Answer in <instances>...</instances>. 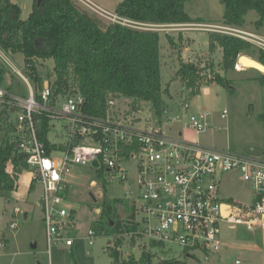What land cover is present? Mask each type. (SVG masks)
I'll return each mask as SVG.
<instances>
[{
	"label": "built area",
	"instance_id": "1",
	"mask_svg": "<svg viewBox=\"0 0 264 264\" xmlns=\"http://www.w3.org/2000/svg\"><path fill=\"white\" fill-rule=\"evenodd\" d=\"M75 1L108 24L160 31L156 26L161 25L127 20L116 12L104 10L94 1ZM225 30L228 31L219 33L248 41L264 52V37L242 29L227 27ZM6 54L0 46V59L26 81L29 95H17L0 85V104L3 111L12 112L11 121L16 124L20 136L17 148L25 158L31 176L29 186H36V192H40L38 203L45 224L49 264H53L51 256L55 247L72 249L78 240L72 236L76 226L75 210L69 200L72 167H93L94 161L99 167L93 168L96 171L105 169L111 181L117 178L126 181L131 174L129 166L136 161L139 193L130 225L137 228L129 234L165 246L178 244L183 248L185 258L195 259L200 253L209 255L220 251L224 224H243L248 228L255 224L264 231V152L257 155L209 147L197 138L184 136L186 130L199 135L213 128L208 122L211 111L193 113L190 112L192 102L172 103L161 116L155 113L157 119L150 125L139 116L144 110H123L119 108L120 101L115 99L108 102L106 116H93L83 108L85 99L80 89L56 95L48 79L34 86L29 66L25 67V77ZM227 115L228 111L224 110L221 118L225 119ZM2 118L1 115L0 123ZM136 118L142 120L133 121ZM44 119L52 128L51 143L58 148L61 145L63 149L49 152L40 136ZM176 125H181L182 130L177 135L169 134L167 130L172 131ZM12 167L7 171L11 176L24 174L15 173L13 163ZM231 171L252 184L255 201L250 209L239 203H227L220 197V178ZM92 184L96 186L94 182ZM15 186L12 192H20L22 186L18 181ZM13 215L17 219L24 216L25 211L17 206ZM141 221L146 223L144 228H140ZM9 225L12 230L18 229L14 220ZM96 236H99L98 232L90 230L84 238L93 245ZM3 246L4 238L0 235V248ZM236 264L242 263L237 260Z\"/></svg>",
	"mask_w": 264,
	"mask_h": 264
},
{
	"label": "rangeland",
	"instance_id": "2",
	"mask_svg": "<svg viewBox=\"0 0 264 264\" xmlns=\"http://www.w3.org/2000/svg\"><path fill=\"white\" fill-rule=\"evenodd\" d=\"M18 1L21 7L22 19H28L32 11L34 0H13ZM104 10L115 13L117 5L123 0H91ZM185 11L193 18H201L205 24L202 25H170L156 26L162 35V83L165 99L173 102H180L186 96L181 87L180 80L176 77L179 64L182 61L190 62L202 60L203 66L210 68L212 64L215 71L222 76L226 75L231 81L229 88L211 82L210 69L204 71L203 88L199 95L191 99L192 108L190 112H212L208 119L213 128L196 135L194 132L185 131L184 136L189 139L197 138L202 144L209 147L231 148L234 151L245 152L249 146H254L264 152V76L253 68L245 70H229L225 73L222 64V49L216 47L214 51L209 47V32L224 31L223 15L224 9L220 0H189L185 5ZM259 20L257 11L251 10L245 16V24L242 31L250 32L256 36L264 37V24L261 27L256 25ZM107 23V21H104ZM231 28V27H230ZM231 32V31H230ZM222 33V32H221ZM171 36L173 43L168 40ZM252 44V43H251ZM259 47L252 44V48L242 55L250 56L255 60L260 59ZM7 53V57L25 77L26 62L24 53ZM241 55V54H240ZM54 61L46 60L38 64L43 79H49L48 75L53 72ZM0 70L3 78L0 85L10 89L17 95L28 96V85L26 81L18 75L3 59H0ZM31 84V82H30ZM32 85V84H31ZM235 89H232L231 87ZM33 87V86H32ZM119 108L123 110L131 109V101L127 99L119 100ZM143 104L144 111L141 116L150 125L155 123L157 116L150 105ZM224 110L228 111L225 119L221 118ZM0 104V116L2 115ZM142 126V125H141ZM182 130L181 125H176L174 129L167 130L171 135H177ZM0 132V143L2 140ZM7 171L12 170V166ZM12 165V163H11ZM14 165V164H13ZM131 174L126 181L119 178L111 181L109 174L96 171L91 166H73L71 181V191L69 193L70 204L75 210L76 226L72 231V236L80 238L76 240L73 249L66 246L55 247L52 251L51 262L53 264H113L110 255V243L115 244L114 237L110 235L111 230L107 226V217H102V206L105 199L110 201L119 199L116 207L119 218L122 222L129 220L130 209L138 202V167L135 163L129 166ZM17 173V170H15ZM30 181L31 176L27 169ZM19 174V173H17ZM20 175V174H19ZM27 182L25 176L23 181L21 176L18 185L21 187ZM94 182L95 185L92 184ZM22 187L19 192L3 190L0 194V235L4 236V246L0 248V264H49L47 256V243L45 240V224L42 221V210L38 203L40 192L29 188L28 203H20ZM219 195L227 203H239L248 209L254 205V189L251 183L241 179L236 171L226 173L220 178ZM19 196V197H18ZM96 200V202H95ZM20 201V202H19ZM20 206L29 212L28 219L24 216L13 218L12 211ZM129 210V211H128ZM15 221L18 229H10L9 223ZM146 223L141 221L140 228H144ZM104 228V233L93 239L91 245L87 236L90 230ZM138 242L135 248L125 244L122 251L125 256L133 253L139 257L143 247L147 249L149 242L147 238L137 237ZM221 238L222 249L214 254H197L195 259L185 258L183 248L178 244L168 243L165 246L166 253L163 255L159 248L153 249L157 253L156 262L161 258H174L186 262V264H236L240 260L242 264H264V231L261 227L253 224L250 228L243 224H224L222 226ZM128 240V239H127ZM37 244V248L33 246Z\"/></svg>",
	"mask_w": 264,
	"mask_h": 264
},
{
	"label": "trees",
	"instance_id": "3",
	"mask_svg": "<svg viewBox=\"0 0 264 264\" xmlns=\"http://www.w3.org/2000/svg\"><path fill=\"white\" fill-rule=\"evenodd\" d=\"M189 0H123L115 12L122 18L148 25H202L201 18H193L185 11ZM223 5V25L242 29L245 16L257 11L258 27L264 24V0H220ZM35 0L33 10L27 20L22 19L21 8L11 0H0V46L12 54L24 53L26 66L31 69L30 78L34 86H39L43 77L38 64L46 60L54 61L53 72L48 75L55 94L67 93L71 89H80L84 96L83 108L93 116H106L108 102L127 99L131 101V110H144L143 104L150 105L158 116H161L172 103L191 102L203 88L204 71L210 69L211 82L229 88L231 81L210 68L203 66L202 60L182 61L176 72L186 96L180 102L168 101L162 83V35L157 30H139L121 24L104 23L96 14L80 7L75 0H42L40 7ZM168 40L173 43L171 36ZM212 51L222 49V67L225 73L237 71V59L242 53L252 48V44L229 34L209 32ZM264 65V52L260 51L258 60ZM0 70V82L3 78ZM145 105V106H146ZM0 123L2 140L0 143V194L3 190L14 191L19 176L7 172V163L11 161L15 170L21 175L28 169L26 160L17 148L20 136L16 124L11 121L12 112L3 111ZM41 139L52 153L58 147L51 143L49 134L52 131L50 122L43 120ZM59 149H63L60 145ZM11 163L8 167H11ZM100 173L105 169L98 170ZM33 190L36 186L33 185ZM120 200L105 199L101 216L107 217V226L115 244H110V255L113 264H186L183 260L161 258L156 262L159 248L165 255V244L150 241L147 249L143 247L137 258L133 253L125 256L122 248L125 244L135 248L137 237L129 234L136 230L132 226L134 211L130 209L129 220L122 222L116 207ZM129 211V210H128ZM98 235L104 228L96 230ZM128 239V240H127Z\"/></svg>",
	"mask_w": 264,
	"mask_h": 264
},
{
	"label": "water",
	"instance_id": "4",
	"mask_svg": "<svg viewBox=\"0 0 264 264\" xmlns=\"http://www.w3.org/2000/svg\"><path fill=\"white\" fill-rule=\"evenodd\" d=\"M41 1L42 0H38V3H37V5H38V7H40V4H41ZM249 60L250 62H252V64L253 65H251V66H247V68H253V69H256L257 71H259L263 76H264V65L263 64H261L258 60H253V59H251L250 58V56H245V55H239L238 56V59H237V64H236V67H237V65L238 64H241L242 66H245V65H247V63H245V60ZM246 67V66H245ZM232 89H235L233 86L231 87ZM142 119L141 118H136V119H134L133 121H135V122H138V121H141ZM246 152H250V153H253V154H257V155H260V154H262V151L260 150V149H258V148H256V147H252V146H249V148H247L246 149ZM22 156V155H21ZM94 168H98L99 167V165H98V162L97 161H94V162H92V164H91ZM95 202H96V200H95ZM97 212H101V210L100 209H98L97 210ZM25 216H27V215H25ZM34 247V249L37 247V245H34L33 246Z\"/></svg>",
	"mask_w": 264,
	"mask_h": 264
},
{
	"label": "crops",
	"instance_id": "5",
	"mask_svg": "<svg viewBox=\"0 0 264 264\" xmlns=\"http://www.w3.org/2000/svg\"><path fill=\"white\" fill-rule=\"evenodd\" d=\"M12 2H13V0H11ZM34 2H35V0H34ZM14 4H18L19 5V3H18V1H15V2H13ZM20 6V5H19ZM33 6H34V4H33ZM21 8V7H20ZM32 10H33V7H32ZM32 12V11H31ZM31 12H30V14H31ZM29 14V15H30ZM23 20H25V19H23ZM27 20V19H26ZM237 70H239L238 68H237ZM252 147H254V146H252ZM27 173H24V174H22V176H21V179H22V181H23V176H25V178L27 179V182H25V184H23L22 185V192L20 193V195L22 196V198L20 199V200H22L20 203H17V204H22V203H28V195H29V183H30V181L28 182V180H29V178L27 177V175H26ZM19 197V196H18ZM16 208V207H15ZM14 208V209H15ZM24 210V209H23ZM25 211V210H24ZM13 212H14V210L12 211V215H13ZM130 212V211H129ZM25 215H27V216H25ZM25 215H24V219L26 220V219H28V217H29V212H27V211H25ZM14 216V215H13ZM10 224V223H9ZM3 238H4V236H3ZM82 237H80V238H78V240H80ZM5 241V240H4ZM111 244V243H110ZM37 245V244H36ZM38 247V246H37ZM36 247V248H37ZM34 248V247H33ZM35 248V249H36ZM74 248V247H73ZM72 248V249H73Z\"/></svg>",
	"mask_w": 264,
	"mask_h": 264
},
{
	"label": "bare ground",
	"instance_id": "6",
	"mask_svg": "<svg viewBox=\"0 0 264 264\" xmlns=\"http://www.w3.org/2000/svg\"><path fill=\"white\" fill-rule=\"evenodd\" d=\"M251 59H253L252 57H250ZM254 60V59H253ZM245 63H247V65H245V66H242L241 64H238L237 65V68L239 69V70H245V69H247V66H251V65H253L252 64V62H250L248 59L247 60H245Z\"/></svg>",
	"mask_w": 264,
	"mask_h": 264
}]
</instances>
